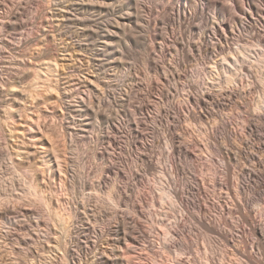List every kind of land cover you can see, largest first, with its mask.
Masks as SVG:
<instances>
[{"label":"rangeland","instance_id":"obj_1","mask_svg":"<svg viewBox=\"0 0 264 264\" xmlns=\"http://www.w3.org/2000/svg\"><path fill=\"white\" fill-rule=\"evenodd\" d=\"M0 1V211L6 208H12L10 219H7V221L0 219V264H66V262H68V264H103L100 259L101 252L104 253L103 250H106L105 248L107 247V249L111 248L109 246L116 247L114 243L110 242V244L106 237L110 227L109 225H111L114 215H117L116 210L119 211V214L121 213L129 217L130 221L133 222V226L138 228L140 226L139 229L143 227V230H141L147 233L148 236H146L148 242L147 246H149V248L154 247L160 251L163 250L165 244L168 247L170 245L171 249L173 247L175 248V241L180 240L177 238L174 241L172 240L173 237L170 241L158 236L159 231L164 233L165 230H170L172 233H175V216L176 218L178 217L181 230L184 229L182 224L192 227L190 228L192 229L191 236L186 237L187 249L185 253L181 256L176 255L175 252L169 254L170 257H172L170 260H162V258H160V261L164 262V264H205L203 259L198 256V247L203 249V251L208 250L206 253L207 257L210 259H208L209 261L207 264H236L239 260L237 258L240 256L243 257V262L246 261L245 264H264L262 254L264 250H261L264 249V242L259 241L256 235L254 236L250 231L251 223L257 224L258 222L259 224L264 221V171L263 175L262 173L260 174V179L257 178L251 181L247 187V191L249 190L248 193H250L249 197H251L250 199L253 201L251 202V207L247 208L245 206L244 209L236 189V183L243 179L246 170L256 165L254 160H252V162L251 159L245 158L247 157L246 152L249 150L245 142L246 138H252V142L254 144L258 143L257 145L262 142L260 144L261 149L257 150V153L260 158H264V150H262L264 149V133L262 132L264 131V79H246V81H244L241 77L236 76L235 81L231 84H226L224 90H229V85L233 86L239 83L240 88L244 91L247 89V91H243L242 93L241 89V94L238 96L232 97L231 99L228 98L227 100H225L226 98L223 99V105L217 108L220 118L215 121L218 129V132H215L216 139L218 138V141L222 144H227L229 146L226 145L228 150H237L238 153L240 152L239 154L242 153L241 156L239 155L238 160L228 162L225 154L218 151L217 148L216 151V146L213 145L211 148L210 146H208L209 148L206 147V150H208L204 152V160L202 159L201 162H196V158L193 154H191L188 159L189 170L191 169L190 177L193 181V185L197 187V190L192 191V194H198L197 198L201 199V203L203 201L202 204L204 207L207 206L205 207L206 212H203V218L206 217L205 219H207L209 225L205 222L206 224L202 226L195 222L192 216L185 210L172 208L168 203L159 208L145 206L146 211H150V215L148 216L147 214L146 216L145 214L143 215V213L135 212L134 209L128 206L123 205L119 207L113 205V203H106L103 201L101 197L104 198L107 196V194L103 192L106 188H104L103 191L93 189L92 184L94 183L98 184L100 181L111 183L113 181L112 179L116 178L114 174H111L113 177L111 175L108 176L101 170L104 165V160L99 157L97 158V155H95L94 151L97 147L96 137L98 138L100 135H103V133H108L117 139L115 145H111L110 142L103 143L102 149L104 148L103 150L107 152V155L109 153L108 157L106 155L105 161H114L117 164L121 163L128 167L133 165L132 168L135 170H139L140 167H142L141 161L137 160L140 156L139 154L153 151L151 153L155 155V166L157 171L151 170V172L145 174L141 172L140 174L142 176L139 175L140 177L138 176L137 179L134 180V182H136L134 197L139 203H141L142 199H151L154 193H158L157 188L163 184H173V186L181 185L179 179L173 174L169 158L170 147L166 144L167 142L164 139L163 130L161 129L163 127L162 123L165 124L167 122L162 120V114L161 116L158 115L161 113L160 109L164 106V108L167 109L170 107L173 111L180 110L177 111V115L182 117H180L181 123L179 122L178 124L183 123L184 125L186 119L184 112H187L186 105H190L191 109H194L193 111H196V113L198 111L197 115L200 111L203 112V109L200 107L199 110H197L198 104L194 102V100L193 102H191L192 100L186 102L185 96H178L179 98L177 97L173 102L163 100L162 92L164 88L167 89L166 87L168 84L165 82L161 83V80H158L160 79L159 75L151 72L148 68L147 60L143 59L151 52L149 55L156 58H164L168 60V62L171 60L173 61L176 57V50L172 47L174 38L171 37L168 42L164 44L163 49L162 47H158L157 49V46L153 45V32L149 30L142 32L139 28L136 29V27H133L134 34H132V37L136 38V41L138 40L137 43L136 41L133 42L127 39L117 42L116 44L112 43L113 45L111 44L112 49L118 48L120 55H122L120 59H122L124 63L126 62L124 66L117 65L112 61L114 60V50L113 52L102 51L104 49H102V44L106 41V38L105 36L103 37L105 34L103 33L104 31H99V29H108L109 25L116 26L119 13L116 15L113 12L99 13L96 11H85L86 14H84V12L74 10V4L79 2V0H27L30 6L28 5L29 11H27L28 13L26 12L25 15H29L27 17L24 16V19L20 22L24 26L21 25L22 27L19 29L10 31L3 29L5 28L3 23L9 20L8 15L11 12V8H15V6L19 4L18 2L22 0ZM146 1L153 4L156 0ZM161 1L163 0L156 1L159 5L157 7L158 10L153 14L154 16L152 15L153 18L164 8L165 0L163 2ZM254 1L264 10L262 0H253V2ZM117 3L119 4L118 0H115L114 4L116 5ZM226 5L233 11V1L227 0ZM41 10H43V12ZM213 12V10H209V12L207 10L206 15H209L210 19H213V17H215V13ZM43 13L44 15H42ZM42 16L46 21L49 20L48 26L41 22L44 20ZM248 21L257 27V31H252L253 34L254 32H258L264 36V13L262 11H256L253 17L251 19L249 18ZM92 29L95 31L97 30L96 32L100 34L91 35L93 32ZM45 31L50 33L51 40L50 38H48V40L45 38ZM252 33L244 32V39L248 41ZM117 44L118 47L116 46ZM170 44L172 46H170ZM51 48L53 49L51 50ZM159 50L161 52H159ZM51 59L57 61V65L52 61L55 67H52V70H48L47 67L46 70V65L44 64H46L45 62L48 63ZM28 64L30 69H34L33 71H30L27 67ZM35 69H39L38 71L41 72L40 75L42 77L40 76L37 78V76L34 75ZM40 69L42 71H40ZM183 69L190 71H188L189 76L183 80L185 84H188V82H190L189 84H197L198 82L199 85L203 84V79H199L200 76L197 77L199 73H197V68L192 63L185 64ZM262 70H264V68H262ZM19 76H22L20 77L22 79H20ZM97 77H101L99 79L107 82V85L102 91L100 90L103 88L102 84L98 82L102 86L99 87L95 83V85L99 87L98 92L92 91L93 88L90 85V81L92 82V79H96ZM157 80L159 83H157ZM154 82L157 83L156 86H154ZM164 85H166V87ZM128 87L134 88L130 93L131 96L129 94L127 98L129 105L127 104L121 107L119 103H113V101H111L113 96H119L123 89ZM102 95L108 99V103L101 104ZM194 95L198 98V94ZM139 96L142 97L140 98ZM150 96L151 99L149 98ZM140 101L142 104L146 105H142L140 110H136L135 108L137 105L141 104ZM82 102L87 104L89 108H93L92 110L95 112H97V110L102 113L105 112L104 114H107L106 112H108V114L114 113V111L120 112L118 113L119 118H117L118 124L116 123L119 127H107L100 117L92 115V112H89L90 110L86 111L82 106ZM161 102H163V104ZM115 115L117 114L115 113ZM183 116L185 118H183ZM209 119L207 120L209 121ZM246 119L254 123L257 122L256 124L260 125V128L255 132L254 136L247 135L243 130V124L247 121ZM208 121H206L207 124L210 123H208ZM192 122L194 123L189 129L195 133V137H197L199 127L203 126V124L196 121V125L195 120ZM136 125H140L142 136L140 135L141 137H138L139 139L136 140L134 145H130V139L132 137L131 130L133 127L136 128ZM47 138L51 139V142L62 150V155L64 154L63 157L65 158H63V161L66 172L64 170L62 174H53L47 167ZM193 141L191 140L192 146L196 144V139L194 142ZM213 142L217 145L214 140ZM105 145L107 146L105 147ZM244 148L246 150H244ZM240 149H242V152L239 151ZM212 159L218 167L217 173L219 172V175H217L216 170L212 169V171L210 168L212 164L211 161H213ZM99 162L101 163L99 164ZM209 163L211 164L209 165ZM240 163H242V166ZM229 167H231V169ZM243 170H245V173H243ZM241 171L242 173H240ZM212 173H215L214 175L218 178L219 183H214V175H212ZM197 177H199V179ZM237 178H240V180ZM26 181H29L31 184L36 183L41 193L51 202V214L45 215V212L43 214L41 212L42 218L38 214L32 215L31 212H27L30 209L38 210L41 204L36 200L34 195L30 194L26 196V191L24 190ZM198 185H200L199 188ZM206 187L210 192L206 191ZM91 194H99V198L97 197L98 200L95 196H90ZM212 202L217 206H213L214 204ZM179 203L184 205L182 199L179 200ZM259 204L262 207L261 212L258 210L253 212L252 210L257 208ZM71 205H76L75 207L78 205V208L81 210L80 212H83V217L76 222L73 218H70L68 213ZM240 206L242 208H240ZM223 212L225 214H223ZM243 213L245 216H242L244 215ZM37 216H40L43 220L40 221ZM59 216L67 219L66 228L63 227V221L60 220ZM215 218H219L220 222L223 224L221 227L226 228L229 234L234 233L235 235H233L237 239L235 238L231 243L223 235L221 236L218 230L215 229V231L213 229V225L215 224L213 223L215 222L213 219ZM225 218H227V220H225ZM140 222H142V224ZM207 225L210 228L207 227ZM232 234L229 238L233 236ZM261 242L263 244H261ZM259 243L261 244L260 246ZM67 245L72 248L74 254V257H70L68 260V257L64 255V248ZM59 246L61 248H59ZM206 246L210 249H205ZM226 249L229 251L232 250L231 252H234V254L232 255V253H230V255L228 252H226L227 254L224 253ZM120 251H122V249H119V252ZM246 252L248 253L246 254ZM148 253V250L140 247L138 249H132L127 254L132 264H156L157 261L154 262ZM222 255H225L224 258ZM248 257L252 258L253 263L249 262Z\"/></svg>","mask_w":264,"mask_h":264},{"label":"bare ground","instance_id":"obj_2","mask_svg":"<svg viewBox=\"0 0 264 264\" xmlns=\"http://www.w3.org/2000/svg\"><path fill=\"white\" fill-rule=\"evenodd\" d=\"M114 1L115 0H79V2L74 4L75 5V9L74 8L73 9L76 10V11L84 12V14H86L85 11L86 12L87 11H92V12L96 11V12H99V13L113 12L116 15L119 13L118 14V20L116 21V26H110L109 25L108 29L107 28L106 29L105 28L104 29L103 28L99 29V31L100 30L104 31L103 33H105V34L103 35V37L105 36L106 41H107L106 42V41L103 40L104 43L102 44V49L103 48L104 49L102 51H112L113 52V50H114V60H112V61H114L117 65L124 66V64L126 62L124 63L122 61V59H120V56H122V55H120V52L118 51V48L117 49L116 48L112 49L111 44L112 43L116 44L117 42H121L123 40L125 41L127 39H129L130 41H133V42L136 41V38L132 37V34H134L133 30H134L135 27H136V29L139 28L142 32L143 31H148V30L153 32V35H152L153 38H154V41H153L154 44L153 45L157 46V49H158V47L159 48L162 47V49H163L164 44L166 42H168V40L171 37L174 38L173 46L171 45L172 43L170 44V46H172L176 50L175 59H173V61H172L169 58L172 61V63H171L170 60H169L170 62H168V60H166L164 58L163 59L162 58H156V57H154L152 55H149L151 52L149 53L148 51H146V52L149 53L148 56L143 58V59L147 60V64H148L149 70L151 72H153V73H156V75L157 74L159 75L160 79H158V80H161L160 81L161 83L165 82V83L168 84V85L166 84L167 87H166V85H164L167 89L164 88V91L162 92V99L163 100H169L168 102H170V101L173 102V101H175L174 99H176L178 96H180V97L185 96L186 97V102H190L191 100H192L191 102H193V100H194V102H196L198 104V106H197L198 109L197 110H199V108L201 107L203 109L202 110L203 112L200 111L201 113L199 112V114L197 115L198 111L196 113V111H193L194 109L193 110L191 109L190 105L189 106L186 105L187 106V110H186L187 114L184 112V115H186L185 116L186 119H185L184 125H183V123L182 124H178L179 122L181 123V120H180L181 118L180 117H182V116H178L177 115V111H180V110L173 111L170 107L167 109V108H164L165 107L164 106V107H162L160 109L161 113L158 115V116H161V114H162V116H163L162 120L164 122L165 121L167 122L165 124L162 123L163 127L161 129L163 130L164 139L167 142L166 144H168V146L170 147L169 158H170L171 167L173 169V174L177 177V179H179L181 185L173 186V184H167V185L163 184V185H161V186H159L157 188V192L158 193H154L151 199H147V198L146 199H142L141 203H139V201H137V199H135V197H134V187L136 186V182H134V180H136L137 177L139 175H141L140 174L141 172H142V174L143 173L145 174V173L151 172V170L157 171V168L155 166V155H154V153H151L153 151H151L150 153H149V151H147L148 153L145 152V153H140L139 154L140 156L138 157L137 160L141 161V163H142V167H140L139 170L138 169L135 170L134 168H132L133 165L131 167L130 166L128 167V166H126L124 164H121V163L117 164L114 161H108L107 162V161H105L107 152H105L103 150L104 148L102 149L103 143L110 142L111 145H115L116 142H117V139L114 136L109 135L108 133H103V135H100L98 138L96 137V139H97V142H96L97 143L96 144L97 147H96L94 152H95V155H97V158L99 157V158L104 160V161L101 160V161H103L104 165L101 164V165H103V167L101 165H99L100 167H102V169L101 168L100 169L103 170V172L106 173L108 176H110L111 174H114V176L116 178L114 177L115 179H112L113 181L111 183H105L103 181L102 182L100 181L98 184L94 183V184H92L93 185V189L94 190L95 189H97V190L99 189V190L103 191L104 188H106L105 191H103V192L106 193L107 196L104 197V198L101 197L103 199V201H105L106 203H113V205L119 206V207L120 206L122 207L123 205L124 206H128L129 208L134 209L135 212L137 211L138 213L139 212L143 213V215L145 214L146 216H147V214H148V216L150 215V211H146V207L147 206H149V207L151 206L152 208H154V207H158L159 208L160 206H164V204L168 203L169 205L172 206V208H175L177 210H179V209L180 210H185L187 213H189L192 216V218L195 220V222H197V223H199V224H201L203 226V224H206L205 222H207V219H205L206 217L203 218V212L205 211V207H207V206H205V207L203 206V204H202L203 201L201 203V199L197 198L198 194H195V193L192 194V191L197 190V187L193 185V181L191 180V177H190L191 176L190 175L191 174V172H190L191 169L189 170L190 167H189V164H188L189 163L188 159L191 156V154H193V156L196 158L195 161L196 162L197 161L201 162L202 159L204 158V152L208 150V149L206 150V147L210 146V148H211L212 145L216 146L215 147L216 151L218 149V151H220L221 153L225 154V156L227 158L226 160L228 162L229 161H233V160L237 161L238 158H239V155L240 156L242 155V153L239 154L240 152L238 153L236 149H235L236 151H232V149L228 150V148H227L228 145L227 144H226L227 145L226 146L225 144L220 143L218 141L219 140L218 138L216 139L215 132H218V129H217V124H215L216 123L215 121L219 120V118H220L219 112L217 111L218 110L217 108H219V107H221L223 105V103H224L223 99H225V98H226L225 100H227L228 98L231 99L232 97L238 96L239 94H241V92L243 93V91H244L242 88H240V84L239 83H237V85L234 84L233 86L229 85L230 89L229 90H224L226 84L233 83L235 81L236 76L241 77V79H244V81H246V79H264V70H262V68H264V36L261 33H258V32H256V33L254 32V34H253L252 31L256 30L257 27H255L254 24H251L248 21L249 18L251 19L253 17V15L255 14L256 11H262L264 13V10L261 9V7H260V5L258 3H256L255 1L253 2V0H231V1L234 2L233 11L226 5V1L227 0H165L164 8H162V11L158 12V14L155 15V17L153 18V16H154L153 14L156 13V10H158L157 9V7L159 5L158 2H160V1L156 2L157 1L156 0L152 4V3L147 2L146 0H118L119 4L117 3L116 5L114 4ZM163 1H161V2H163ZM18 3H17L18 5H16L15 8H13V9L11 8V12L8 15L9 18L7 17L9 20L7 22L4 21L5 23H3V24H4L5 28H3V29H7V30L11 31L13 29H19L20 27L24 26L20 22L22 21V19H24L23 17L26 16L25 15L26 12L29 11V9H28V5L29 4H28L27 0H22V1L18 2ZM162 4H164V3H162ZM262 4H264V0H262ZM207 10H208V12H209V10H211V11L213 10L214 11L213 13H215L214 14L215 17L212 16L213 19L211 18L212 20L210 19L209 15L208 16L206 15V11ZM41 11L43 12V10H41ZM147 14H149V15H147ZM42 15H44V13ZM48 21H46L45 18H44V20H42L41 22L44 25H47ZM0 27H1V25H0ZM45 30H47V29H45ZM96 31L93 30L91 35L99 33V32H96ZM244 32L252 33L250 38H248V41L244 39L245 38L244 37L245 36ZM263 34H264V32H263ZM45 36L44 37L47 38V40H48V38H50V33L45 31ZM97 39H99V38H97ZM50 40H51V38H50ZM90 40H91V38H90ZM137 41H136V43H137ZM47 43H49V42H47ZM138 44H139V42H138ZM167 45H166V47H167ZM116 46L118 47V44ZM129 46H131V45H129ZM141 46H143V45H141ZM44 48H45V46H44ZM168 48H169V46H168ZM48 49H45V50H48ZM52 49L53 48H51V50ZM122 50H124V49H122ZM153 52H155V51H153ZM159 52H161V51L159 50ZM38 58H39V56H38ZM52 59L48 63L45 62L46 64H44V65H46V70H47V67H48V70H52V67L53 68L55 67L53 62H55V65H57V61H54ZM188 63L189 64L192 63L197 68V73H199V74H197L198 75L197 77L200 76L199 79H203L202 80L203 81L202 85L201 84L199 85L198 84L199 82L197 83L198 85L196 83L195 84H192V83L189 84L190 82H188V84H185V81L183 82V80L187 76H189L188 75L189 74L188 73L189 70L187 71L186 69H183V66L185 64H188ZM34 65H35V63H34ZM34 65H32V66H34ZM39 65H41V64H39ZM28 66H29V64L27 65V67ZM117 67H120V66H117ZM31 69H30V71L34 70L33 68H31ZM38 70L39 69H37V70L35 69V73H34V75H36L37 78L41 76L40 75L41 72H39ZM144 70H147V69H144ZM194 70H196V69H194ZM40 71H42V70L40 69ZM27 74H28V72H27ZM194 75H195V73H194ZM20 77H22V76H19V78ZM97 78L96 79H92V82L90 81V85L92 86L93 90L91 88H89L92 91H96V92H98L99 87L103 86V88L100 89L102 91V89H104V87L107 85L106 81H104L102 79H99L101 77H99L98 79ZM148 78H150V77H148ZM20 79H22V78H20ZM15 80H13V81H15ZM153 80H155V79H153ZM158 80H157V83H159ZM20 82H22V81H20ZM20 82H18V83H20ZM98 82H100L102 84V86ZM95 83L99 87L96 86ZM157 83L154 82L153 83L154 86H156ZM165 83H163V84H165ZM129 84H131V83H129ZM109 85H110V83H109ZM245 85H246V83H245ZM87 86H88V84H87ZM131 86H133V85H131ZM237 86H238V88H237ZM243 86H244V83H243ZM151 88H153V87H151ZM241 89H242V91H241ZM133 90H134L133 87H128L126 89H123V91L121 92V94L119 96H116V97H114V96L112 97L111 96L112 97L111 101H113V103L114 102L119 103V106L121 105V107L122 106H126L128 104V102H127L128 99L127 98L129 97V94ZM148 90H146V91H148ZM155 90H156V88H155ZM149 91H151V90H149ZM245 91H247V89ZM117 93H119V92H117ZM153 93H154V91H153ZM138 94H140V93H138ZM194 94H198V98H196ZM227 94H228V96H227ZM136 95H135V97H136ZM140 95H142V94H140ZM225 95H226V97H225ZM130 96H131V94H130ZM153 96H155V95H153ZM149 98L151 99V96ZM100 99H101V97H100ZM162 99H160V100H162ZM144 100H146V99H144ZM141 101H140L141 104H138L139 106L137 105V107L135 108L136 110H140L142 105H146V104H142ZM106 103H108V99L103 96V98L101 99V104H106ZM161 103L163 104V102H161ZM171 105H169V106H171ZM236 105H237V103H236ZM254 105H255V103H254ZM82 106L85 108L86 111L90 110L89 112H92V115L100 117L102 119V122L104 124H106L107 127L108 126L112 127V128L113 127H115V128L119 127V126H117V124H118L117 123L118 122L117 118H119V114L118 113H120V112L114 111V113L110 112L111 114H108V112H106L107 114H104L105 112L102 113V112H100L98 110H97V112H95L94 110H92L93 108L92 109L89 108L88 105L85 104V103H83ZM114 107H116V106H114ZM195 108H196V106H195ZM98 109H99V107H98ZM121 109H123V108H121ZM179 109H180V107H179ZM115 113L117 115H115ZM90 115H91V113H90ZM113 115H115V116H113ZM185 117L183 116V118H185ZM209 117H210V119H209ZM254 118H253V120H254ZM207 119H209V121ZM194 120H195V124L197 122H200V123L203 124V126L199 127V132L197 130V132H198L197 137H195V133H193L189 129L190 126L193 125L194 122H192V121H194ZM160 121H161V119H160ZM206 121H208V123L209 122L210 123L207 124ZM247 121L245 122V124H243V130L247 133V135L249 134L250 136H254L255 132L260 128V125L256 124L257 122L254 123L252 121H248V123H247ZM180 125H183V126H180ZM211 126H212V128H211ZM223 126H225V125H223ZM141 131L142 130L140 128V125L139 126L136 125V128L135 127L132 128V130H131L132 137L130 139V145H134L136 140L139 139L138 137L142 134ZM262 132L264 133V131H262ZM98 134H100V133H98ZM198 135H199V137H198ZM256 136H257V134H256ZM198 138H199V140H198ZM195 139H196V144H194V146H192L191 140L195 141ZM47 140H48V142H47L48 145H47V149H46V154H47L46 164H47V167L52 171L53 174H57V173H61L62 174V172L64 173V170L66 169L64 161H63V158H65V157H63L64 154L62 155V153H63L62 150H60L59 147H57L55 144H53V142H51V139L47 138ZM213 140L217 143V145H215ZM246 140H245V142L247 143V146H248L249 150H247L248 151V152H246L247 157H245V158L246 159L247 158L251 159V161L254 160L255 161L254 163L256 165L253 168H249L247 170L245 169L246 173H245V170H243V173H245L246 176L244 175L242 180H240V178L239 179L237 178L238 180H240V181H238V183H236L237 184V188L236 187H232V188H236L237 189V193H239V196H240V199H241L240 202L242 201V206H244V209H245V206L247 208L251 207V202H253V201H251L252 199H250L251 197H249L250 193H248L249 190L247 191V189H248L247 187L249 186L251 181L256 180L257 178H259L261 173L263 175V171H264V158H260L258 156V153H257V150L261 149L260 144L262 142L259 145H257L258 143L254 144L252 142V138L251 139L246 138ZM257 141H258V139H257ZM142 145H144V144H142ZM106 146L107 145H105V147ZM240 148H242V147H240ZM245 148H244V150H246ZM233 150H234V148H233ZM241 150L242 149H240L239 151H241ZM262 150H264V149H262ZM246 154H244V155H246ZM108 155H109V153H108ZM108 155H107V157H108ZM245 158H243V159H245ZM116 161H118V160H116ZM207 161H209V160H207ZM211 162H212V164L209 163V165L211 164V166H210L211 170L214 169V170H216V173H217L218 167H217L215 161L213 160ZM100 163L101 162H99V164ZM206 163H208V162H206ZM240 164L242 166V163H240ZM229 168L231 169V167H229ZM201 170H202V168H201ZM65 172H66V170H65ZM155 173H157V172H155ZM240 173H242V171ZM66 174H68V173H66ZM214 174L212 173V175H214ZM102 175H104V174H102ZM217 175H219V172L217 173ZM236 176H237V174H236ZM213 177H214V179H213L214 183H216V184L219 183L218 178L215 175ZM213 177H211V178H213ZM197 178L199 179V177H197ZM109 179H110V177H109ZM140 181H142V180H140ZM84 182H86V181H84ZM214 183H212V184H214ZM25 184H26V186H25L24 190L26 191V196L30 195V194L34 195L36 200L41 204V207L38 210L30 209L27 212L28 213L31 212L32 215L33 214H35V215L38 214L40 216H41V212H42V214L45 212V215L46 214H51V212H50L51 211V202L46 198L45 195H43L41 193L40 189L38 188V185L36 183H32L31 184V183H29V181L28 182L26 181ZM199 187H200V185H198V188ZM222 187H224V186H222ZM206 191H209L208 188H207ZM98 195L91 194L90 196H92V197L95 196V198L98 200V198H99ZM180 199H182L184 205H181L179 203ZM239 203H238V205H239ZM215 205L216 204H214L213 206H215ZM224 205H226V204H224ZM75 206L71 205L69 210H68V213H69L70 218H73V220H75V222H76L77 220H80V218L83 217V212L82 213L80 212L81 210L78 208L79 207L78 205H77V207H75ZM240 208H242V207L240 206ZM11 209L10 208H6V209L0 211V219L3 220V221H5V220L7 221V219H10L11 213H12ZM261 209H262V207L259 204L257 206V208H254L252 211L254 212L255 210L256 211L258 210V211L261 212ZM116 212H117V215H114V218L112 219L113 221H112L111 225H109L110 227L108 229V234L106 236L107 237V241L109 240V243L110 242L114 243V245H116V247L115 246L114 247L113 246H109L111 248L107 249L108 248L107 247V248H105L106 250H103L104 253L101 252V254H100L101 255V258H100L101 259V263L103 262V264H132V262L130 260V257L128 256L127 253L130 252L134 248L138 249L140 247L145 249V250H148V252H149L148 255L150 256V258L152 260H154V262L157 261L156 264H158V262H159V264H162V263L164 264V262L160 261V258H162V260L163 259H165V260L166 259H169V260L172 259V257H170L169 254H173L174 252L176 253V255H179V256H181L182 254L185 253V250L187 249V247H186V245H187L186 244V237H190L191 236L192 229H190V228H192V227L188 226L186 224H182L184 226V229L181 230L180 229V223L178 222L179 221L178 217L176 218V216H175V220H176L175 221L176 228H174L176 230V231L174 230L175 233H172V231H170V230H167V231L165 230L164 233H161L159 231L158 232L159 233L158 236L159 237L161 236L165 240H170L173 237L174 238L172 240H174V241L177 238L180 239V240L175 241L176 244L174 245L175 248L173 247L174 249L173 248L171 249L170 245L168 247L165 244L163 246V250L160 251L158 249H155L154 247L153 248H149V246H147V243H148L147 240H146L147 233L142 231L143 227L141 228L142 229L141 230V229H139L140 226H139V228L136 227V226H133V222L130 221L129 217H127L126 215H123L121 213L119 214L118 210H116ZM224 212H223V214H225ZM57 215H58V213H57ZM40 216H37V217L41 221L43 219H41ZM242 216H245V214L242 215ZM59 218H60L61 221H63V227L66 228L67 219L64 218V217H61V216H59ZM219 218H221V217H219ZM219 218L213 219V220H215V222H213V223L216 224V225L215 224L213 225L214 226L213 229L214 230L215 229L218 230V232H220L221 236L223 235L229 242L232 243V241H234L235 238H236L234 236L235 234L233 233L234 234L233 235L231 233L233 236L231 238H229L231 234H229V232H227L226 228H224V227L222 228L221 227V226H223V224L220 222ZM246 219H244V220H246ZM132 220H134V219H132ZM137 220H138V218H137ZM225 220H227V218H225ZM247 220H246V222L249 223ZM182 222H184V221H182ZM140 223L142 224V222H140ZM207 224H208V222H207ZM208 225H207V227H209ZM250 225H251V227H250L251 228L250 229L251 233H253L254 236L256 235V237L259 239V241L264 242V221L259 223V224H258V222H257V224L251 223ZM207 227H206V229H207ZM82 231H84V230H82ZM204 234H205V232H204ZM205 237H206V235H205ZM262 242H261V244H263ZM205 243H206V241H205ZM261 244L259 243V246ZM95 246H98V245H95ZM59 248H61V247L59 246ZM207 248L208 247L206 246L205 249H207ZM214 248H213V250H214ZM119 249H122V251L119 252ZM208 249H210V248H208ZM224 249H225V247H224ZM219 250H220V248H219ZM226 250H225L224 253L228 252L229 254L230 253H232V255L234 254V252H231L233 249L230 250V251L229 250L226 251ZM261 250H264V249H261ZM207 251L206 250L203 251V249H200V247H198V249H197L198 256H200L203 259V262L205 264H207L208 261H209L208 259H210L209 257H207V253H206ZM125 253H126V256H125ZM247 253L248 252H246V254ZM262 254H263V258H264V252H262ZM64 255L66 257H68L67 260L70 257L71 258L74 257L73 250L68 245L65 246V248H64ZM228 255H226V256L229 257L231 254L229 256ZM224 256H223V258H224ZM234 256H236V255H234ZM220 257H221V255H220ZM240 257L239 258L236 257L237 259H239L236 264H245L246 261L243 262L242 261L243 257L242 256H240ZM248 260H249L250 263H253V260H252L251 257H248ZM66 264H68V262H66Z\"/></svg>","mask_w":264,"mask_h":264}]
</instances>
